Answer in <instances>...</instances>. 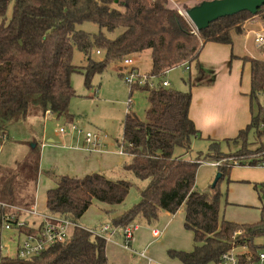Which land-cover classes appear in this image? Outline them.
Wrapping results in <instances>:
<instances>
[{
    "label": "trees",
    "instance_id": "16d2710c",
    "mask_svg": "<svg viewBox=\"0 0 264 264\" xmlns=\"http://www.w3.org/2000/svg\"><path fill=\"white\" fill-rule=\"evenodd\" d=\"M256 18L264 21V5L255 14L241 11L224 16L197 32L168 0H0V140L8 138L11 125L26 121L33 111L70 116V102L76 94L71 76L75 72L85 71V84L91 87L93 75L111 62L150 49L149 74L161 78L166 70L184 63L198 66L206 42L232 45V33H242L245 23ZM87 21L97 23L100 31L91 34L78 29ZM118 28L123 30L115 38L105 33ZM74 47L85 54V65L73 64ZM94 49L103 52L102 58L92 57ZM243 59L250 66L249 95L253 100L264 94V58ZM118 72L124 75L121 66ZM162 82L153 87L130 86L131 95L136 90L147 93L149 107L145 120L134 111L125 115L121 149L131 161L123 168L146 184L140 188L139 202L113 223L125 228L136 219L151 221L161 211L175 214L184 207V225L193 232L194 245L189 251L171 249L172 257L183 264H216L233 244L247 246L255 257L258 248H264V242L256 243V237L264 238V210L255 223L229 221L220 215L222 193L216 185L231 165L221 163L215 183L206 190L196 189L201 162L189 157L191 140L199 133L190 116L193 94ZM251 129L259 139L264 135V106L234 139L242 142L236 153H223L220 144L212 142L210 157L218 161L221 155L257 153L250 163L239 161L244 166L263 165L264 143L257 148L247 144ZM32 142L24 161L0 176V220L16 224L22 212L35 206L41 145ZM46 173L54 183L46 192L48 211L76 225L63 242L27 259L18 255L11 263L109 264L106 240L79 226V219L94 202L110 206L123 203L133 183L102 172L83 176ZM18 179L23 180L21 186ZM22 228L18 227L19 231Z\"/></svg>",
    "mask_w": 264,
    "mask_h": 264
},
{
    "label": "rangeland",
    "instance_id": "374dc122",
    "mask_svg": "<svg viewBox=\"0 0 264 264\" xmlns=\"http://www.w3.org/2000/svg\"><path fill=\"white\" fill-rule=\"evenodd\" d=\"M168 1L191 23L186 14L187 9L205 0ZM78 29L91 34H97L100 31L97 23L89 21L80 24ZM122 30V28H118L113 32L106 31L105 33L108 37L115 38ZM258 33L264 35V21L261 19L252 22L242 33L233 32L232 45L217 42H207L204 45L200 56L209 57V59H213V55L216 56L211 60L214 71L206 73V76L211 78V82L207 78H197L199 69L195 63L186 66L178 65L171 68L161 78H150L154 83L168 80L171 88L191 91L193 112H197L201 118L207 120V128L201 126L197 128L199 133L191 140V153L189 154L193 160L199 159L201 162L196 176V189L198 190L208 189L220 174L218 166L207 163L212 160L216 161L210 157L212 142H218L223 153H236L241 148L242 142L236 143L234 139L239 131L250 123L252 116L258 114L260 106H264L263 93L258 94L253 100L250 98V66L243 59L245 56L264 58V44H259L255 40ZM91 55L94 59H99L102 58L103 52L97 54L94 49ZM129 56L133 59V65L139 68L142 75L150 73L152 69L150 49ZM222 56H226V58ZM72 62L78 66L86 64L85 54L77 47H74ZM119 66L122 67L123 73L127 70L123 59L111 62L101 73L93 75L91 87L85 84V71L72 74L71 81L76 94L70 102V116H58L50 111L46 114L33 111L26 121L11 125L8 129V138L0 140V176H6L5 171L15 168L18 163L24 161L31 151L32 141L41 147L45 143L49 146L47 151L55 149L54 154L50 157H58L60 154L73 151L78 146L86 147L85 133L98 131L108 135V138L104 139L107 142L106 147L108 145L107 149L113 152L120 151L126 113L134 111L140 119L145 120L149 101L145 91L136 90L131 95L130 84L127 83L124 75L122 76L118 72ZM195 116L197 115L195 114ZM72 125H76L77 129H73ZM60 127L66 129L64 135L57 133ZM67 134L68 136L73 134V139L65 140L64 137ZM49 138H52L53 141ZM21 140L28 142L22 143ZM262 142L264 143V135L259 139L254 129L248 132L247 144L249 147L257 148ZM87 153L86 155L89 156L90 154ZM249 154L243 156L242 154L241 156L221 155L222 160L220 161L224 165L232 166L231 162L234 161L238 163V165L232 166L216 185L222 193L220 215L229 221L255 223L261 219V212L264 210V164L241 165L239 160L249 162V159L258 155L257 153ZM111 155L115 156L113 163L116 161L117 165L109 169L98 168L94 172H102L109 178H124L130 180L133 185L125 201L119 205L110 206L103 202H94L90 206L79 219V226L91 231H99L100 227L105 224H109L111 230L116 229L113 219L139 202L140 188L146 184V181L139 180L132 172L124 170V164L131 161L128 155L119 153ZM91 156L99 158L102 155L92 153ZM83 158L87 161L85 156ZM260 162H264V156L261 157ZM76 163L68 164L66 171H56L43 169L41 161L40 168L43 169V175H40L36 188L34 206L38 214L58 218L57 215L48 211L45 204L47 186L50 185V182H47L45 178V175L49 177L46 170L72 176H82L89 172L80 173V171L77 173L74 171L72 166ZM22 181L21 179L16 181L18 186L22 185ZM184 218V207H181L175 214L161 211L158 218L151 221L144 218L136 219L132 222L131 227L135 224L139 226L133 230L129 247H127L123 229L116 230L113 236L106 240L109 264H183L170 255V250L189 251L193 248V232L185 227ZM42 219L41 216L31 212H22L19 222L24 223V228L20 229L21 231L15 223L6 219L0 220V264H20L19 262L11 263V261L18 258L19 245L21 246L26 239L28 230H37ZM6 224H9L10 228H7ZM155 228L161 230L159 236L153 234ZM72 231L73 226L68 229V235H71ZM263 242V237H256V243ZM262 250H264L263 247L258 248L257 252ZM235 251L242 252V246L238 245ZM139 253H144L145 256H141ZM148 258L151 259L150 263ZM208 264H214V262Z\"/></svg>",
    "mask_w": 264,
    "mask_h": 264
},
{
    "label": "built area",
    "instance_id": "2783aa9c",
    "mask_svg": "<svg viewBox=\"0 0 264 264\" xmlns=\"http://www.w3.org/2000/svg\"><path fill=\"white\" fill-rule=\"evenodd\" d=\"M192 24V23H191ZM193 25V24H192ZM195 31L198 32V30L194 27ZM255 40L259 44H264V35L258 33L256 35ZM98 53H100V50H97ZM123 63L127 66V70L124 72V77L127 83L131 85L137 84V85H145L149 84L151 87H153L156 83L152 82L150 78H153L155 76H150V74L142 75L140 70H138L133 65V59L130 56H126L123 59ZM186 64V63H184ZM183 64V65H184ZM170 70V69H169ZM169 70H166L168 72ZM165 72V73H166ZM163 86H169L170 82L168 80H163L162 82ZM73 129H77L76 125H72ZM58 134L64 135L66 133V129L64 127H60L57 130ZM108 137L107 134H102L100 132H91L88 131L85 133V141L87 143V147L91 150H103L105 148L104 139ZM123 152V151H122ZM208 164L212 166H219L221 165V161H209ZM238 163L236 161L232 162V166H236ZM31 212L32 214L41 216L42 222L37 229L36 233H28L26 239L22 243V245H19L18 248V255L20 258L27 259L34 255H37L40 253V251L50 247L51 245H54L58 242H63L68 237V229L71 226H75L76 224L63 217L58 218H52L45 215H41L37 213V210L35 208L26 210L25 212ZM14 218L13 216H11ZM8 221V220H7ZM16 225L18 227L24 226V223L16 221ZM139 225L135 224L133 227L127 226L125 228L116 226V229H112L109 224H105L100 227L99 231H92L95 235L103 237L105 240L110 239L116 230H122L125 235L126 241H127V247L131 245V239L133 237V230L138 228ZM7 228H10L9 224H6ZM91 231V230H90ZM155 236H159L161 232L158 229H155L153 231ZM238 245L233 244V246L228 249L227 251L223 252L216 262V264H264V250L259 251L255 257L251 256V252L247 246H243V251L240 253H237L235 251V248ZM250 252V253H249ZM141 256H145L144 253H139ZM151 259L148 258V262L150 263Z\"/></svg>",
    "mask_w": 264,
    "mask_h": 264
},
{
    "label": "crops",
    "instance_id": "0c3cea01",
    "mask_svg": "<svg viewBox=\"0 0 264 264\" xmlns=\"http://www.w3.org/2000/svg\"><path fill=\"white\" fill-rule=\"evenodd\" d=\"M257 19L258 18L248 20L245 23V25H244V29H247L248 25H250L252 22H257ZM96 53L100 54L97 51H96ZM215 57H216L215 55L212 56L213 59ZM222 57L226 58V56H222ZM213 59H209V57L208 58H203L202 56H199V59H198L199 72L197 73V78L198 79L207 78L209 82L212 81L209 76H206V73L214 71L213 70L214 65L211 62V60H213ZM194 63H191V64H194ZM191 64L190 63H186L184 65L186 66V65H191ZM135 67L139 70V68L137 66H135ZM195 114L197 116H195ZM190 116L194 120L197 128L200 127V126L204 127V128H207V124H206L207 120H206V118L203 119V118H201V115H199L197 112H195V113L193 112V99H192V103H191V106H190ZM212 121H215V120H212ZM96 132H98V131H96ZM67 136H68V134L64 137L65 140L66 139L67 140H72L73 139V134L69 135L68 137ZM49 139L51 141H53L52 138H49ZM24 141L25 140H21L22 143L28 142V141H25V142ZM104 144H105V148L103 150H91L87 146L86 147L85 146H78V148H74L73 151H69L67 154L63 153V154H60L58 157H50V155L54 154L53 151L55 149L47 151L49 146L46 145L45 143H43L42 144L43 146L41 147V150H40V167H41V161H42L43 169H53V170H56V171H66L67 170L66 167L68 166V164L72 165V162H77L76 165L72 166L74 171H76L77 173H79L80 171H81L80 173H85L86 171H89L87 173H90V172L97 171L98 168L109 169L110 167H113V166L117 165V163H118L116 161H114V163H113V157H115V156L114 155L112 156L111 154L112 153L124 154V153L122 152V149L120 151H118V152H116V151L113 152V151L107 149L108 145L106 147L107 142L105 140H104ZM81 151L84 152V153H82ZM86 153L90 154V155L88 156V155H86ZM92 153H94V154L98 153V154H101L102 156L99 157V158H97V157L96 158H94V157L92 158V156H91ZM105 153L108 154V155H103ZM83 156L86 157L87 161H85ZM83 160H84V162H83ZM43 169H41V172L39 174L38 182H39L40 175H43ZM83 175H85V174H83ZM45 178L47 179V182H50V185L47 186L48 187L47 190H48L50 187H52L54 185V183H53V181H51L50 177H47L45 175ZM36 194H37V190H36ZM45 197H46V194H45ZM35 202H36V198H35ZM155 229H158V228H155ZM155 229H153V231ZM159 231H161V230H159ZM147 249H148V247H147ZM106 253H107V250H106Z\"/></svg>",
    "mask_w": 264,
    "mask_h": 264
},
{
    "label": "water",
    "instance_id": "95a60500",
    "mask_svg": "<svg viewBox=\"0 0 264 264\" xmlns=\"http://www.w3.org/2000/svg\"><path fill=\"white\" fill-rule=\"evenodd\" d=\"M263 5L264 0H205L187 9L186 14L194 27L200 31L224 16L241 11L255 14Z\"/></svg>",
    "mask_w": 264,
    "mask_h": 264
}]
</instances>
